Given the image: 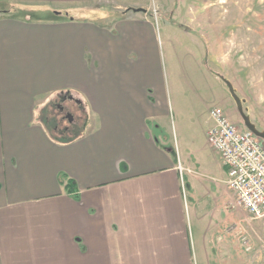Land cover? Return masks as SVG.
<instances>
[{"label": "crops", "instance_id": "crops-1", "mask_svg": "<svg viewBox=\"0 0 264 264\" xmlns=\"http://www.w3.org/2000/svg\"><path fill=\"white\" fill-rule=\"evenodd\" d=\"M148 1L0 0L49 13L33 20L0 6V264H264V222L237 205L208 144L210 111L229 103L227 79L203 68L211 91L190 115L180 104V149L169 140L178 128L169 126L153 18L125 11L97 24L74 15L97 2L150 10ZM221 54L230 71L229 46ZM244 56L242 100L264 129V74L247 77ZM63 94L91 111L71 142L48 127V106Z\"/></svg>", "mask_w": 264, "mask_h": 264}, {"label": "rangeland", "instance_id": "rangeland-1", "mask_svg": "<svg viewBox=\"0 0 264 264\" xmlns=\"http://www.w3.org/2000/svg\"><path fill=\"white\" fill-rule=\"evenodd\" d=\"M92 6L94 11L86 10L82 14L75 13L74 15L77 14L78 18L83 16L86 21L106 24L110 19L103 21L102 15H109L110 18H113L115 14L127 10L105 2H97L89 7ZM40 7L42 6L36 8L32 6H10V10L13 14L30 16L33 19L47 17L49 13L45 14V9ZM146 7L150 8V10H145L148 12V17L153 18L157 28L158 50L166 75L171 108L168 119L169 126L172 128L174 125L178 128V133L176 128L174 131L170 129L169 140L172 145H178L182 149L184 140L179 106L180 104L186 106L183 111L190 115L192 110L196 112L200 100L206 98V94L210 93L211 82L204 75L205 67H208V69L213 68L215 73L225 77L231 83L239 98L245 100V90L243 84H241L243 80L238 79L237 73L238 66L242 62L241 55H245L244 72L247 73V77L250 74H257L261 77V74H264V0H149ZM146 13L140 12L139 14ZM51 15L53 14L51 13ZM222 39H229V42ZM222 42L224 43L223 47ZM209 44H211V47L215 45L213 55L211 53L210 56ZM228 46L232 54L230 61L236 62L235 66L230 65V71H226L227 57L221 54L223 50L228 49ZM240 48H242V51L239 53ZM212 60L214 63H212ZM240 74L244 77L242 73ZM245 81H247V78ZM247 84L250 86V81H247ZM217 91L218 87L215 84L213 85V92L217 93ZM227 95L229 103L225 108H222L229 118L242 128L244 122L228 86ZM57 97H54L50 107L48 106V114H50L49 117L52 120L51 125H48V127L53 131V127L58 126L57 134H62L66 140L71 141L85 133L90 119V107L81 97L80 99L77 97L79 99L77 105L75 103H65L72 108L73 124L70 120L64 122L62 116L53 106L55 103H59ZM249 107L251 105L248 103L244 105L246 114L255 126L257 123L258 130L264 131L260 123L257 122V112L249 111ZM66 127H69L67 133H65ZM57 138L60 139L58 136ZM184 147L187 148V146ZM202 151L211 156V153L206 151L204 147ZM191 152L194 153L193 150L188 148V153ZM197 171V175H193L198 178L199 188H204L209 184V181L200 176L204 172L203 169ZM209 221L210 218L207 224H209Z\"/></svg>", "mask_w": 264, "mask_h": 264}, {"label": "built area", "instance_id": "built-area-1", "mask_svg": "<svg viewBox=\"0 0 264 264\" xmlns=\"http://www.w3.org/2000/svg\"><path fill=\"white\" fill-rule=\"evenodd\" d=\"M213 127L208 143L227 168L226 184L237 205L254 220L264 222V142L245 127L240 128L221 108L210 111Z\"/></svg>", "mask_w": 264, "mask_h": 264}, {"label": "water", "instance_id": "water-1", "mask_svg": "<svg viewBox=\"0 0 264 264\" xmlns=\"http://www.w3.org/2000/svg\"><path fill=\"white\" fill-rule=\"evenodd\" d=\"M133 12H135V13H140V12L146 13L147 10H145V9H133ZM56 14L58 15L60 13H56ZM225 83L228 86V89H229L231 96L233 97L234 101L236 102L239 114H240L241 118L243 119L245 128L248 129L249 131H251L253 134H255L258 138H260L264 142V131L258 130L257 127L251 122L249 116L246 114V112L244 110V101L241 98H239V96L237 95V93L234 90L231 83L227 80H225ZM71 99H74L73 96H71ZM70 121L71 122L73 121V118L71 116H70Z\"/></svg>", "mask_w": 264, "mask_h": 264}, {"label": "flooded vegetation", "instance_id": "flooded-vegetation-1", "mask_svg": "<svg viewBox=\"0 0 264 264\" xmlns=\"http://www.w3.org/2000/svg\"><path fill=\"white\" fill-rule=\"evenodd\" d=\"M57 99H58L59 103H55L53 105L55 107L56 111L59 113L60 116H62V119H63L64 122L70 120L72 108L67 106L65 103H67V102L68 103H75V105H77L78 104L77 100L71 99V95L70 94L60 95V96L57 97ZM71 124H73V121H72ZM65 130H66L65 133L69 132V127H66Z\"/></svg>", "mask_w": 264, "mask_h": 264}, {"label": "trees", "instance_id": "trees-1", "mask_svg": "<svg viewBox=\"0 0 264 264\" xmlns=\"http://www.w3.org/2000/svg\"><path fill=\"white\" fill-rule=\"evenodd\" d=\"M5 5H8V6H5ZM10 6H23V7H28L26 5H14V4L9 5V4H6V3H2V7H8V9H5L4 8L5 13H13L10 10ZM126 11L131 12V11H133V9H127ZM33 20H37V19H33ZM64 140H66L65 137H64ZM66 141L67 142H71L72 140L71 141L66 140ZM67 191H68V193H70L72 195H76L77 194V191H78L77 190V185H76V183L73 180H70L69 181V183L67 185Z\"/></svg>", "mask_w": 264, "mask_h": 264}]
</instances>
